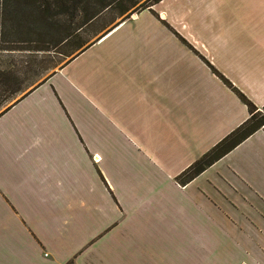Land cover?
Listing matches in <instances>:
<instances>
[{
	"label": "crops",
	"instance_id": "1",
	"mask_svg": "<svg viewBox=\"0 0 264 264\" xmlns=\"http://www.w3.org/2000/svg\"><path fill=\"white\" fill-rule=\"evenodd\" d=\"M264 0H160L0 112V264H264Z\"/></svg>",
	"mask_w": 264,
	"mask_h": 264
},
{
	"label": "rangeland",
	"instance_id": "2",
	"mask_svg": "<svg viewBox=\"0 0 264 264\" xmlns=\"http://www.w3.org/2000/svg\"><path fill=\"white\" fill-rule=\"evenodd\" d=\"M149 1L154 0H137L122 15L114 7L81 28L87 15L82 8L77 16L69 9L58 16V22L40 21L33 18L31 8L24 6L23 0H16L10 7L0 1V112L57 71L81 49L95 42L127 14L141 12V6ZM91 7L92 4L88 9ZM15 11H22L20 19L15 18L17 21L12 19ZM68 35L72 36L66 41ZM16 78L20 83L14 81ZM260 111L264 112V108L261 107Z\"/></svg>",
	"mask_w": 264,
	"mask_h": 264
},
{
	"label": "trees",
	"instance_id": "3",
	"mask_svg": "<svg viewBox=\"0 0 264 264\" xmlns=\"http://www.w3.org/2000/svg\"><path fill=\"white\" fill-rule=\"evenodd\" d=\"M2 1V5L6 7H10L12 3H15L16 0H0ZM160 0H154L146 5L141 6V10L151 5L159 2ZM137 0H23V4L26 7H30L32 11V16L35 20L40 21H55L58 22V16L64 14L71 9L73 11L74 16L79 14V10H85L87 12L85 21L80 25L81 27L88 26L92 24L95 19H97L100 15H102L105 11L110 10L116 7L119 11V15L126 13L131 6H133ZM88 4H92L93 7L88 9ZM22 11H15L12 15V19L15 18L20 19L19 14ZM25 15V14H23ZM132 13H129L125 16V18L131 16ZM27 17V16H24ZM22 18L24 20L25 18ZM124 18V19H125ZM123 19V20H124ZM37 28V27H36ZM41 32V31H40ZM20 33V31H19ZM72 35H68L65 40L68 41ZM20 38L17 39V41ZM0 49L2 47L0 46ZM205 59V58H204ZM210 67L213 71L233 90L235 91L239 97L248 105L250 116L244 121L240 126H238L235 130L230 132L226 137H224L221 141H219L212 149H210L207 153L201 156L197 161H195L190 167H188L181 175V181L187 182L198 174H200L203 170H205L208 166L213 164L215 161L220 159L222 156L231 151L234 147L240 144L243 140L249 137L251 134L256 132L257 130L264 128V112L260 111L261 107H258L245 93H243L240 89H238L232 81H230L223 73H221L214 65H212L208 60ZM14 81L20 83L18 78ZM8 83V82H6ZM8 85V84H7ZM10 85V84H9ZM20 89V88H19ZM264 108V107H262Z\"/></svg>",
	"mask_w": 264,
	"mask_h": 264
},
{
	"label": "water",
	"instance_id": "4",
	"mask_svg": "<svg viewBox=\"0 0 264 264\" xmlns=\"http://www.w3.org/2000/svg\"><path fill=\"white\" fill-rule=\"evenodd\" d=\"M122 21V20H121ZM120 21V22H121ZM120 22H118L117 24H115L111 29H109L104 35L108 34L114 27H116ZM104 35L100 36L103 37Z\"/></svg>",
	"mask_w": 264,
	"mask_h": 264
}]
</instances>
